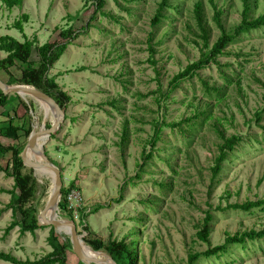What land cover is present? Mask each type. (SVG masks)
<instances>
[{"label":"rangeland","instance_id":"obj_1","mask_svg":"<svg viewBox=\"0 0 264 264\" xmlns=\"http://www.w3.org/2000/svg\"><path fill=\"white\" fill-rule=\"evenodd\" d=\"M96 1L24 0L11 11L0 5V36L11 34L23 41L20 31L11 27L23 14L30 15L25 33L38 41L35 62L38 45L62 42L60 32L70 27L78 35L49 73L72 101L66 122L55 138L45 141L44 149L63 169L64 187L74 183L82 206L89 209L85 226L93 234L78 220L82 241L87 245L83 239L106 243L127 238L138 241L137 264H188L189 254L223 244L228 234L262 229L264 210L229 207L264 199V28L241 35L217 63L173 88L172 79L201 55L197 1L204 5L210 43L220 34L209 0H173V8L157 26L152 19L161 0H105L102 10ZM217 2L232 29L241 20L242 0ZM252 4V16L264 13V0ZM11 71L21 77L18 69ZM1 78L9 80L5 74ZM21 98L31 110L34 130L51 127L52 115L39 101ZM7 110L14 116L12 108ZM17 112L21 118L24 106L17 105ZM219 131L242 136L243 141L212 180L222 142ZM34 176L38 187L33 203L41 212L53 178L35 170ZM13 186V178L0 168V252L23 260L42 258L52 251L50 228L25 236L16 228L5 235L12 212L7 209L10 195L1 190ZM207 211L214 216L209 243L197 237ZM57 233L68 235L66 230ZM71 258V264H78L74 254ZM195 264H264V239L233 245L226 254L201 257Z\"/></svg>","mask_w":264,"mask_h":264},{"label":"trees","instance_id":"obj_2","mask_svg":"<svg viewBox=\"0 0 264 264\" xmlns=\"http://www.w3.org/2000/svg\"><path fill=\"white\" fill-rule=\"evenodd\" d=\"M82 1L86 5L91 2V0ZM172 1L173 0H161L159 2L156 14L152 19L153 26L161 24L163 19L167 17V9L173 8ZM23 3L24 0H0V5L9 11L17 7H22ZM105 3V0H97V9L102 10ZM209 3L214 11L213 21L220 31V34L217 40L211 44V28L205 16L204 5L202 1H197L195 3L194 14L199 30L198 37L202 40V45L197 43L200 47L201 55L198 60L190 63L172 79L171 85L173 88H178L180 83L184 80L195 77L200 70L209 66L210 63H217V58L226 54L225 50L241 35L264 28V13L256 17L252 16V0H242L243 9L241 20L232 29L227 28L223 19L224 10L218 5L217 0H209ZM29 21L30 15L23 14L11 27L12 29L20 31L23 41L10 35L0 36V54H5V57L0 56V78L5 74L9 77V80L6 82L8 85H27L43 91L55 99V101L66 112L72 99L70 95L60 87L56 78L49 76V73L78 35L76 31L70 27L60 32L62 42H48L43 45H38L36 49L38 61L35 62L32 60V56L33 49L38 44V41L36 38H29L25 33V25L28 24ZM150 53L149 58L152 59L155 55V49L152 45L150 46ZM151 62L154 63L153 60ZM13 68L18 69L21 72V77H17L11 71ZM204 84L207 89L210 90L208 85L206 83ZM20 104L25 108V113L21 118L17 112V105ZM8 107L12 108L14 116H11L8 112ZM32 107H35L34 103L32 104ZM2 111L3 115L1 116ZM200 114L201 113H199V115ZM0 117H5V119L0 121V168L7 174V176L12 177L14 180V186L11 190H1V192L10 195V202L7 205V209L12 212V222L6 228L5 235L7 236L16 228L19 229L21 236H25L27 233L34 235L39 229H42L38 225L40 206L33 203L37 194L38 181L34 176V170L26 167L21 157L26 143L34 130L33 115L31 114L28 105L19 95H5L3 91L0 90ZM260 119L261 117L259 115L258 120ZM175 125L179 126L180 124H172V126ZM261 128L264 133V125H261ZM219 133L222 142L218 146V155L214 160L212 180L217 179L223 169L225 161L228 160L230 154L243 141L242 136L232 135L227 137L221 131H219ZM123 136L122 141L125 142L127 140L126 130L124 131ZM23 138L26 139V142L24 143L22 142ZM52 138H55V136H52ZM1 139L7 140L8 143H3ZM155 143L156 141H153L152 144L154 145ZM7 158H10L8 165L7 167H3L2 162ZM51 161L63 171L57 162L52 159ZM75 188L74 183L69 187H64L62 189V198L59 204L61 213L71 220L75 219V213L69 208L68 196ZM76 190L79 191V189ZM229 208L239 209L246 212H252L258 209L264 210V199L247 201L243 204H234ZM88 210L87 207L80 208L78 216L84 230L88 232L89 235H92L93 232L91 228L85 226L89 217ZM218 210L224 211L225 209L219 207ZM94 212H97L96 209ZM92 214L94 213H91V215ZM213 220V214L210 211H207L206 217L197 232V237L200 241L205 243L210 242ZM47 228H50L48 237V244L52 249L50 253L39 259L23 260L12 253L1 251L0 261L9 264H71L73 261L71 257L74 254L71 237L66 234L61 236L58 235L57 230L54 227ZM132 236H134V234ZM259 239H264V227L259 230L252 229L250 231L236 233L235 235L228 234L223 244L211 247L201 253L189 254L188 264H195L201 257H218L226 254L229 247L233 245H245L248 241ZM83 240L95 252H104L111 256L117 264H137L138 262L139 256L136 249L138 241L136 240L128 242L127 238L122 240L110 239L106 243L98 238ZM74 256L76 255L74 254ZM76 259L78 264H84L77 257Z\"/></svg>","mask_w":264,"mask_h":264},{"label":"water","instance_id":"obj_3","mask_svg":"<svg viewBox=\"0 0 264 264\" xmlns=\"http://www.w3.org/2000/svg\"><path fill=\"white\" fill-rule=\"evenodd\" d=\"M0 90L5 95H19L20 97L29 96L39 102L48 104L56 114V118L48 129L39 131L33 130L29 140L21 154L24 165L35 171H44L51 174L53 178V188L44 209L38 215L39 227H54L57 231L66 230L71 237L73 252L76 257L84 264H117L111 256L103 259H91L83 251L82 239L79 234L77 223L74 220H65L59 217V204L64 188L62 171L51 161L47 155L44 144L52 136H56L61 126L66 122V112L48 94L27 85H8L0 78Z\"/></svg>","mask_w":264,"mask_h":264},{"label":"bare ground","instance_id":"obj_4","mask_svg":"<svg viewBox=\"0 0 264 264\" xmlns=\"http://www.w3.org/2000/svg\"><path fill=\"white\" fill-rule=\"evenodd\" d=\"M40 103L44 106L47 115H49V114L52 115V118H53V121H54L55 118H56L55 111L48 104H46L44 102H40ZM82 247H83V251H84L85 255L87 257H90L91 259H103V258L107 257L106 254H104L103 252H97V251L95 252L91 247H89L88 245H86L84 242L82 243Z\"/></svg>","mask_w":264,"mask_h":264},{"label":"built area","instance_id":"obj_5","mask_svg":"<svg viewBox=\"0 0 264 264\" xmlns=\"http://www.w3.org/2000/svg\"><path fill=\"white\" fill-rule=\"evenodd\" d=\"M69 208L75 213V222L77 223L79 219V209L82 208L83 197L80 191L73 189L68 196Z\"/></svg>","mask_w":264,"mask_h":264},{"label":"crops","instance_id":"obj_6","mask_svg":"<svg viewBox=\"0 0 264 264\" xmlns=\"http://www.w3.org/2000/svg\"><path fill=\"white\" fill-rule=\"evenodd\" d=\"M26 29V28H25ZM10 36H12L11 34H9ZM27 35V34H26ZM29 36V35H28ZM30 38V37H29Z\"/></svg>","mask_w":264,"mask_h":264}]
</instances>
